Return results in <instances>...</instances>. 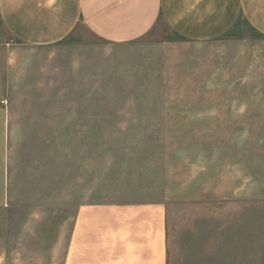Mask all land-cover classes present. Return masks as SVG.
Returning a JSON list of instances; mask_svg holds the SVG:
<instances>
[{
  "label": "rangeland",
  "instance_id": "obj_1",
  "mask_svg": "<svg viewBox=\"0 0 264 264\" xmlns=\"http://www.w3.org/2000/svg\"><path fill=\"white\" fill-rule=\"evenodd\" d=\"M0 116V264H62L97 203H163L165 264H264V37L245 22L46 48L0 28Z\"/></svg>",
  "mask_w": 264,
  "mask_h": 264
},
{
  "label": "crops",
  "instance_id": "obj_2",
  "mask_svg": "<svg viewBox=\"0 0 264 264\" xmlns=\"http://www.w3.org/2000/svg\"><path fill=\"white\" fill-rule=\"evenodd\" d=\"M238 21L264 37V0H0V28L32 48L58 44L78 26L108 44L127 45L159 22L184 41L204 43L225 36ZM165 254L163 203L84 204L62 264H165Z\"/></svg>",
  "mask_w": 264,
  "mask_h": 264
},
{
  "label": "built area",
  "instance_id": "obj_3",
  "mask_svg": "<svg viewBox=\"0 0 264 264\" xmlns=\"http://www.w3.org/2000/svg\"><path fill=\"white\" fill-rule=\"evenodd\" d=\"M3 105H5V102H2Z\"/></svg>",
  "mask_w": 264,
  "mask_h": 264
}]
</instances>
